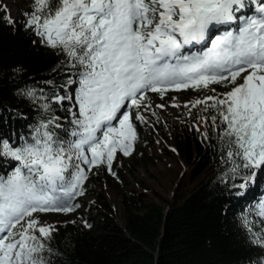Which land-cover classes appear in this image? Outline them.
Listing matches in <instances>:
<instances>
[{
  "label": "snow or ice",
  "instance_id": "obj_1",
  "mask_svg": "<svg viewBox=\"0 0 264 264\" xmlns=\"http://www.w3.org/2000/svg\"><path fill=\"white\" fill-rule=\"evenodd\" d=\"M27 15L41 43L83 69L74 97L79 116H73L72 139L50 131L52 121L35 130L31 143L16 147L0 139V155L18 162L0 177V264H51L44 241L55 229L37 214L73 212L87 179L82 165L111 170L118 150L130 154L136 129L122 109L149 108V91L163 99L168 91L230 88L192 107L215 110L213 125L224 126L220 139L237 196L264 173V0H34ZM233 25L236 31L213 38V30ZM65 99L73 97H55L57 103ZM255 214L264 220V197ZM244 223L252 243L264 248V228L253 231L251 221Z\"/></svg>",
  "mask_w": 264,
  "mask_h": 264
},
{
  "label": "trees",
  "instance_id": "obj_2",
  "mask_svg": "<svg viewBox=\"0 0 264 264\" xmlns=\"http://www.w3.org/2000/svg\"><path fill=\"white\" fill-rule=\"evenodd\" d=\"M26 1L30 13L34 0ZM51 2L55 4L57 0ZM27 14L25 21L29 18ZM73 65L62 50L41 43L26 22L15 24L0 0V139L16 147L31 143L35 130L49 121H52L50 131L65 140L72 139L73 116H79L74 99L78 86L72 85V80L75 75L80 79L83 71L79 65ZM210 88L223 86L213 84ZM28 90H34L35 95H26ZM56 96L73 99L57 103ZM192 108L190 115L177 117L162 116L152 108L153 126L146 122L139 124L142 141L149 144L158 138L164 145L170 144L175 151L164 146H160V151L183 163L171 197L143 182L140 183L143 189H128L127 183L120 181L115 158L111 170L107 168L105 173V164L94 166L91 171L82 165L87 173L84 194L73 201L80 207L69 213L37 214L53 219L50 225L55 230L44 241V254L51 264L264 261V248L252 243L254 237L244 223L247 218L253 231L264 228V220L255 214L257 197L264 187L263 173L244 196H237L232 187L235 181L229 170L233 165L226 154V140L220 139L224 126L213 125L211 116L216 115L215 110L205 111L204 105ZM140 149L138 156L144 159L143 148ZM236 162L241 163L239 159ZM17 165L12 158L0 155V177L10 174ZM105 180L121 192V220L116 218V211L108 201ZM86 223L91 227H85Z\"/></svg>",
  "mask_w": 264,
  "mask_h": 264
},
{
  "label": "rangeland",
  "instance_id": "obj_3",
  "mask_svg": "<svg viewBox=\"0 0 264 264\" xmlns=\"http://www.w3.org/2000/svg\"><path fill=\"white\" fill-rule=\"evenodd\" d=\"M5 5L6 11L15 24H25V15L29 12L28 1L26 0H2ZM76 82V79H73ZM242 83V81H238ZM230 90V88L215 89L214 94L220 96L222 93ZM212 94V91H197L196 94H190L186 91H173L168 93L161 99L160 95L156 92H149L151 103L158 110L160 115H168L170 117H177L181 114H191L192 103L202 96ZM163 107H157V105ZM178 105L173 107V105ZM187 105V106H185ZM124 111L130 112L135 123L142 122L136 120L137 114L144 116V121H150L149 111L147 109L139 110L138 112L132 111L130 108ZM141 133L136 130V139L133 142L132 150L129 155L125 156L122 152L117 153L116 162L114 165L118 169V174L121 176L120 181H124L128 189L137 191L143 189L141 182L153 187L161 192L163 195L171 197L172 191L176 184L178 174L183 170L184 166L178 162L174 157L163 154L160 151V146L169 148L170 144H165L160 139H155L152 143H145L140 139ZM140 147L143 148L144 159L138 155ZM182 168V169H181ZM106 168L103 169V173ZM106 179L105 174H103ZM104 187L106 190L107 198L111 207L116 211V218L121 220V192L118 188L113 186L108 180H105ZM84 199H89V196H84ZM259 201V200H258ZM83 209V208H82ZM40 221L44 224L50 225L53 222L51 216L40 215Z\"/></svg>",
  "mask_w": 264,
  "mask_h": 264
},
{
  "label": "bare ground",
  "instance_id": "obj_4",
  "mask_svg": "<svg viewBox=\"0 0 264 264\" xmlns=\"http://www.w3.org/2000/svg\"><path fill=\"white\" fill-rule=\"evenodd\" d=\"M158 105H160V104H158Z\"/></svg>",
  "mask_w": 264,
  "mask_h": 264
}]
</instances>
